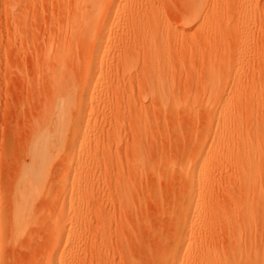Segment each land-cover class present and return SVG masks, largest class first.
Instances as JSON below:
<instances>
[{"label":"rangeland","instance_id":"obj_1","mask_svg":"<svg viewBox=\"0 0 264 264\" xmlns=\"http://www.w3.org/2000/svg\"><path fill=\"white\" fill-rule=\"evenodd\" d=\"M244 263L264 0H0V264Z\"/></svg>","mask_w":264,"mask_h":264},{"label":"bare ground","instance_id":"obj_2","mask_svg":"<svg viewBox=\"0 0 264 264\" xmlns=\"http://www.w3.org/2000/svg\"><path fill=\"white\" fill-rule=\"evenodd\" d=\"M146 23V22H145ZM135 26V25H134ZM138 27V26H137ZM146 28V27H145ZM134 29V28H133ZM105 33V31H102V35ZM152 35V34H151ZM145 36H147L146 34H145ZM145 36L143 37V38H145ZM136 37V36H135ZM139 37V36H138ZM137 39V38H136ZM146 39V38H145ZM147 39H149L148 37H147ZM180 39V38H179ZM145 41V40H144ZM148 41H151V40H148ZM161 41V40H160ZM185 41V40H184ZM126 42V41H125ZM141 42H143V40L141 41ZM148 44L147 45H149V42H147ZM152 43V42H151ZM160 43V42H159ZM118 44V43H117ZM142 44V43H141ZM161 44V43H160ZM146 45V47H149V46H147ZM187 47V46H186ZM101 45H98L97 43H95V45H94V50H93V52H94V56L96 57V56H99V54L101 53ZM160 48V47H159ZM152 49H153V47H152ZM146 50H148V49H146ZM151 50V49H150ZM142 51V50H141ZM125 52V51H124ZM143 52V51H142ZM164 52V51H163ZM159 53H162V52H159ZM158 54V53H157ZM117 55V54H116ZM137 55V54H136ZM154 56V55H153ZM156 56V55H155ZM155 56H154V59H153V61L154 60H156L155 59ZM196 58H197V56H196ZM151 59V60H152ZM158 60V59H157ZM147 61H148V59H147ZM152 63V62H151ZM158 63V62H157ZM148 65H149V63H148ZM157 66V65H156ZM153 71H155L154 70V68H153ZM151 72V71H150ZM148 74V73H147ZM155 74H158V72L156 71L155 72ZM155 76V75H154ZM154 76H153V79H154ZM156 77H158V75L156 76ZM147 80V79H146ZM156 80H158L157 78H156ZM149 81V80H148ZM89 82H91V81H89ZM119 83V82H118ZM156 83V82H155ZM160 83V82H159ZM73 85V84H72ZM178 86V85H177ZM157 90V89H156ZM158 93V92H157ZM160 95V94H159ZM162 97H163V95H162ZM57 101V100H56ZM163 101V100H162ZM63 103V102H62ZM58 104V103H57ZM60 106V105H59ZM55 107V106H54ZM57 107V106H56ZM64 109V108H63ZM62 109V110H63ZM60 111V110H59ZM60 113V112H59ZM62 113V112H61ZM139 115H141L140 113H138ZM143 117V116H142ZM257 123V122H256ZM253 144V143H252ZM249 156H251V155H249ZM238 157V156H237ZM244 157V156H243ZM245 158V157H244ZM251 158L252 157H250V160H251ZM241 159H242V157H241ZM239 161V160H238ZM237 162V161H236ZM253 162V161H252ZM252 162H250L251 164H252ZM250 163H249V165H250ZM256 166V165H255ZM261 166V165H260ZM238 168V167H237ZM248 169V168H247ZM259 169V168H258ZM253 170H255V169H251L250 170V172H253ZM247 171H249V170H247ZM256 172V171H255ZM247 173V172H246ZM254 173V172H253ZM258 175V174H257ZM247 177H248V174L246 175ZM250 177V176H249ZM249 185V184H248ZM249 188V187H248ZM254 188V187H253ZM259 195V194H258ZM263 243V242H262ZM259 244V243H258ZM245 264V263H244Z\"/></svg>","mask_w":264,"mask_h":264}]
</instances>
